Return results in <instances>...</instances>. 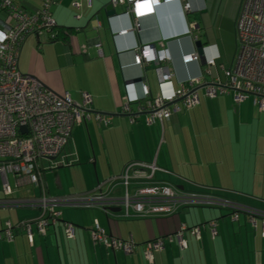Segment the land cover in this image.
<instances>
[{"label":"crops","instance_id":"crops-1","mask_svg":"<svg viewBox=\"0 0 264 264\" xmlns=\"http://www.w3.org/2000/svg\"><path fill=\"white\" fill-rule=\"evenodd\" d=\"M13 1L23 4L22 8L28 13L40 9L39 0ZM233 2L238 5L235 22L241 0H181L152 12L143 4L139 6L138 31H132L134 20L127 14V4L113 7L110 0H58L50 8L54 22L52 36L54 38L57 33L61 38L50 41L46 35L28 37L20 48L19 73L36 80L47 92L58 96L69 94L77 104L81 102L80 92L88 94L92 100L90 114L106 116L110 123L104 126L91 121L75 127L63 153L53 164L50 161L48 165L40 164L46 196L84 197L100 183L118 177L127 165L139 162L154 164L165 171L157 174L156 180L171 184L179 194L214 196L213 191L216 198L264 213V201L258 200L262 202L259 204L245 200L250 191L260 192L262 197L264 182L254 185L256 190L247 187V160L236 161L230 155L226 134L216 138L217 133L231 126L240 136L252 134L255 114H262L253 107L251 100L236 105L232 94L209 100L202 93L199 105L191 111L152 126L145 124L142 115L130 124L128 117L122 114L127 79L141 73L150 97L160 95L154 72L156 65L150 63L137 68L129 54L140 46L150 45L159 50L162 45L168 52L169 67L174 76L173 90L177 89L178 82L201 75L200 62L188 66L181 62L183 56L195 53V37L204 44L203 58L215 59L217 65L210 69L209 77L202 84H210L222 77L220 68L231 66L233 59L223 64L218 47L201 39L208 35L207 31L223 27L228 5ZM109 5L115 17L107 16ZM185 5L191 12L186 13ZM196 25L199 30L194 28ZM121 32L127 34L120 36ZM46 167L48 172H45ZM71 174L77 178L75 180L84 183L74 192V181L67 177ZM5 184L8 195L2 192ZM244 192L248 194L245 196ZM40 195V188L18 186L14 176L6 175L4 179L0 175V203H23L38 199ZM188 207H180L166 217L127 222L110 219L92 210L63 208L58 225L49 228L43 238L35 235L32 244L19 231L14 232L10 243L1 241L0 264H264L262 219H256L253 227L245 216H240L234 223L228 211L185 209ZM38 215L36 209L1 206L0 232L6 223L15 227ZM61 222L74 226L73 239H66ZM94 222L112 239L127 241L131 238L138 246L136 251L125 256L93 245L88 232ZM210 222L217 228L214 239L205 227ZM182 225L204 227L199 239L184 233L186 248L183 251L173 243L167 244L152 263L142 257L141 245L172 236Z\"/></svg>","mask_w":264,"mask_h":264},{"label":"built area","instance_id":"built-area-1","mask_svg":"<svg viewBox=\"0 0 264 264\" xmlns=\"http://www.w3.org/2000/svg\"><path fill=\"white\" fill-rule=\"evenodd\" d=\"M179 1L181 0H110V4L113 7L127 4V14L134 20L132 31H138L139 6L147 5L152 12L163 5ZM39 2L40 9L28 13L10 0H0V175L4 179L6 175L14 176L18 186L29 185L41 190L38 199L23 203L6 201L0 203V207L40 210L38 219L21 226L29 244L33 243L34 235L45 236L46 229L59 220V209L62 208L98 207L105 212L119 210L124 219L146 220L169 216L180 207L211 206L231 211L233 221L238 220L239 214H245L253 227L255 218L264 222V213L229 200L208 195L179 194L175 188L156 180V175L165 173L164 171L154 164L139 162L127 165L121 176L102 183L92 194L84 197L46 196L39 161L57 159L63 153L75 127L91 121L108 126L110 118L90 114L92 100L88 94L80 92L81 102L77 104L69 94L58 96L47 92L36 80L18 72V52L26 38H39L43 35L53 38L54 22L49 10L58 0ZM184 9L186 13L191 12L188 5ZM126 34L127 32H121L119 35ZM234 36L237 48L232 64L229 69L220 68L225 82L216 78L210 84H202L209 77L210 69L216 65L215 59H204L202 75L193 80L178 82L176 90L171 86L174 78L169 67L171 59L162 45L159 50L145 45L130 52L135 67L142 68L144 64L150 63L156 65L154 72L160 95L150 97L141 73L127 79L122 114L128 117L130 124L134 123L138 115L144 117L147 126L162 124L173 116L197 107L201 89L204 97L209 100L232 94L234 103L240 105L251 99L257 112L264 114V0H241L234 23ZM196 39L195 37L194 41ZM181 62L185 66L199 63V57L193 53L183 56ZM2 192L9 194L6 184ZM208 228L210 237L213 238L215 224H209ZM64 230L66 238L73 239L72 226L65 225ZM13 231V226L6 223L0 232V242L4 240L10 243ZM185 232L187 227L182 225L180 231L173 236L141 245L142 257L152 263L167 244L173 243H176L179 251H183L186 248ZM88 234L93 245L121 252L125 256H131L138 247L132 239L123 242L108 237L97 222L93 223ZM189 235L196 239L200 237L198 229H192Z\"/></svg>","mask_w":264,"mask_h":264},{"label":"rangeland","instance_id":"rangeland-1","mask_svg":"<svg viewBox=\"0 0 264 264\" xmlns=\"http://www.w3.org/2000/svg\"><path fill=\"white\" fill-rule=\"evenodd\" d=\"M237 7L238 5L236 2L229 3L228 14L224 17L223 21L225 22V26L222 25L223 27H221L219 30L214 29L207 31L208 35H206L205 38L203 37V39H201L203 40V42H205L204 39H207V43L209 45H215L218 47L221 53L223 64L229 63L233 59L234 54L236 53L237 42L234 36L233 22L235 19ZM229 67L230 66L225 68L229 69ZM202 93L203 91H200L199 95H201ZM254 122L255 124L252 134H250L249 132L248 134H241L240 136L238 130H236L232 126L229 128H225L220 133L216 134L217 139H219L222 134L227 135V144L230 147V150L228 151L230 152V155L233 156V158H236V161L241 162L247 160V165H249V167L247 168L245 183L247 187H251V190L254 187L256 190V186L264 182V114H262V116H258L255 114ZM205 135L206 137H208V134ZM211 139H213V136H211ZM204 140L207 144H209L205 137ZM231 156H229L230 160L233 161ZM47 162L48 161H44L43 164L48 165L49 163ZM51 164H53V162ZM238 164L239 162L236 165L237 168ZM45 172H48L47 167L45 169ZM67 177L74 181V190H72V192L79 190L81 186L84 185L83 181L75 180L77 178H75V176H73L72 174ZM247 194L248 193H245V196ZM251 194L254 196H250ZM259 194L257 191H250V195H248L245 200L249 199L251 200V203L258 202V200L264 201V194L262 197H260ZM260 201L258 202L259 204L262 203Z\"/></svg>","mask_w":264,"mask_h":264},{"label":"trees","instance_id":"trees-1","mask_svg":"<svg viewBox=\"0 0 264 264\" xmlns=\"http://www.w3.org/2000/svg\"><path fill=\"white\" fill-rule=\"evenodd\" d=\"M11 2H12V4H14V5H16V6H19L23 11H25L22 7H23V4H20V5H18L17 3H15L13 0H10ZM235 23V22H234ZM52 34H53V32H52ZM60 34H57L56 33V36H54V38L53 39H51V37H49V40L50 41H53V40H58V39H60L61 37L59 36ZM27 39V38H26ZM25 39V40H26ZM24 43V42H23ZM20 48H21V46H20ZM20 48H19V52H18V60H19V54H20ZM18 60H17V69H18ZM217 67V65H215V67H213V68H216ZM220 67H218V69H219ZM230 68V67H229ZM212 69V68H211ZM220 71V70H219ZM19 72V71H18ZM221 74V73H220ZM222 75V74H221ZM219 79H220V81L221 82H225V79H224V76H222L221 78L219 77ZM198 95H199V93H198ZM248 100H251V99H248ZM252 101V100H251ZM136 120V119H135ZM135 122V121H134ZM144 122H145V119H144ZM45 160H41V161H39V166H40V164L42 163V162H44ZM46 161H48V160H46ZM160 169V168H159ZM39 170L42 172V168H41V166L39 167ZM161 170V169H160ZM163 171V170H162ZM165 172V171H164ZM123 173V170L121 171V173H120V175L119 176H121V174ZM166 173V172H165ZM162 174H164V173H162ZM118 176V177H119ZM118 177H113V178H109V179H107L106 181H108V180H110V179H114V178H118ZM105 181V182H106ZM102 183H104V182H102ZM163 184H165V185H167V186H170V187H172V188H175L174 186H172L171 184H169V183H166V182H163ZM100 185H101V183H100ZM99 186V185H98ZM96 189V188H95ZM94 189V190H95ZM94 190H92L91 192H89L90 194H92L93 192H94ZM104 190V188L102 189V191ZM114 194V193H113ZM113 194H111V195H113ZM212 194L214 195V196H212V197H215V193L212 191ZM89 195V194H88ZM201 196L202 195H204V194H200ZM116 196V195H115ZM216 198V197H215ZM222 199V198H221ZM225 200H227V199H225ZM245 207V206H244ZM191 208H196V209H209V210H214V211H228V210H222V209H219V208H216V207H211V206H192ZM248 208V207H247ZM28 209H31V208H28ZM63 209V208H62ZM72 209V208H71ZM185 209H190V207H188V208H185ZM36 210H38V209H36ZM88 210H92V211H95V212H99V213H101V214H103V215H105L106 217H108V218H110V219H116V221H120V222H127V221H132V220H128V219H124L123 217H121V212H119V210H115V211H109V212H105V211H103L102 209H100V208H98V207H93V209H74V211H88ZM61 209H59V213H60V217H59V220L54 224V226H49L47 229H46V231H45V236H46V232H47V230L49 229V228H54L55 226H57L58 225V223L60 222V219H61ZM38 212H39V215L37 216V218L36 219H38L39 218V216H40V210H38ZM229 213H230V219L232 220V222H234V223H236L237 221H233V219H232V212L231 211H228ZM260 212V211H259ZM240 216H245V217H247L245 214H239V217ZM248 218V217H247ZM36 219H33V220H30V221H26V222H22L21 224H18L17 226H15V227H13L14 228V231L12 232V237L14 238V232H16V231H19V232H23L24 233V235L26 236V234H25V231L22 229V225L23 224H26V223H29V222H33V221H35ZM239 219V218H238ZM256 219H259V218H255V221H256ZM135 220H140V219H135ZM261 220V219H260ZM262 221V220H261ZM209 224H211V222L210 223H208V224H206L205 225V227H206V229H207V231H208V233H209V235H210V230H209V228H208V225ZM61 225H63V228L65 227V225H69V224H66V223H63L62 224V222H61ZM216 225V224H215ZM72 226V228H73V230H75V228H74V226L73 225H71ZM204 226H201V227H199V226H196V227H187V232H185V233H188L189 234V231H191L192 229H198L199 230V234H200V232H201V229L203 228ZM64 232H65V230H64ZM65 234V233H64ZM107 234V233H106ZM175 235V234H174ZM35 236V235H34ZM44 236V237H45ZM107 236L108 237H110L108 234H107ZM173 236V235H172ZM190 236V235H189ZM217 236V228L215 227V236L212 238V239H214L215 237ZM38 237V236H37ZM66 237V236H65ZM13 238H12V240H13ZM39 238H43V237H39ZM111 238V237H110ZM191 238H194V237H192L191 236ZM67 239V238H66ZM129 239H131V238H129ZM128 239V240H129ZM164 239V238H163ZM67 240H69V239H67ZM71 240V239H70ZM115 240H117V239H115ZM127 240V241H128ZM4 241V240H3ZM119 241H122V240H119ZM124 242V241H123ZM155 242V241H154ZM143 245H145V244H143ZM100 247V246H99ZM104 250H106L105 248H103ZM107 251H111V250H107Z\"/></svg>","mask_w":264,"mask_h":264},{"label":"water","instance_id":"water-1","mask_svg":"<svg viewBox=\"0 0 264 264\" xmlns=\"http://www.w3.org/2000/svg\"><path fill=\"white\" fill-rule=\"evenodd\" d=\"M106 12H107V16H108L109 18L115 17V12L113 11L111 5H109V6L106 8ZM194 28H195L196 30H199V29H198V28H199L198 25H196ZM194 49H195V51H196V53H197V55H198V57H199L200 63L203 64V61H204V59H203V54H204V51H203V50H204V44L200 41V38H199V37H198V40L195 41V43H194ZM48 161H50V162H54V160H48ZM115 212H116V211H115Z\"/></svg>","mask_w":264,"mask_h":264},{"label":"bare ground","instance_id":"bare-ground-1","mask_svg":"<svg viewBox=\"0 0 264 264\" xmlns=\"http://www.w3.org/2000/svg\"><path fill=\"white\" fill-rule=\"evenodd\" d=\"M195 53H196V51H195ZM197 54V53H196ZM190 55H192V54H190ZM204 59V58H203ZM199 62H200V60H199ZM204 62V61H203ZM203 65V64H202ZM201 75H202V73H201Z\"/></svg>","mask_w":264,"mask_h":264}]
</instances>
